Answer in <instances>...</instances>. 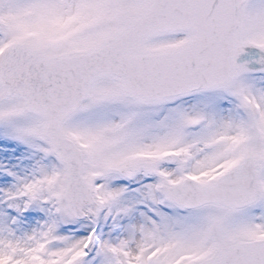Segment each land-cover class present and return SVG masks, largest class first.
<instances>
[{
  "label": "rangeland",
  "instance_id": "obj_1",
  "mask_svg": "<svg viewBox=\"0 0 264 264\" xmlns=\"http://www.w3.org/2000/svg\"><path fill=\"white\" fill-rule=\"evenodd\" d=\"M145 3L0 0V51L12 43L47 55L88 48ZM240 29L248 57L224 87L146 104L127 98L112 78L91 86L64 126L83 151V175L95 198L82 221L66 209L64 169L43 120L0 88V264H204L222 245L263 238L264 0L244 6ZM187 40L186 34L163 36L146 47L161 51ZM165 153L173 160L156 176L127 181L115 172ZM246 155L261 163L262 194L253 206L185 211L159 190L162 181L174 185L187 177L208 184Z\"/></svg>",
  "mask_w": 264,
  "mask_h": 264
},
{
  "label": "water",
  "instance_id": "obj_2",
  "mask_svg": "<svg viewBox=\"0 0 264 264\" xmlns=\"http://www.w3.org/2000/svg\"><path fill=\"white\" fill-rule=\"evenodd\" d=\"M246 1L149 0L142 11L125 17L120 30L89 51L46 58L16 44L5 52L0 86L44 119L46 136L66 167L64 200L73 217L82 219L83 208L93 199L82 177V153L64 136L62 126L77 111L90 84L113 76L127 96L145 102L226 84L242 56L238 20ZM171 32H188L191 39L161 53L143 48L147 38ZM159 163L135 162L131 172L124 168L118 172L126 178L141 170L154 173ZM258 168L256 159L246 158L210 185L185 179L172 187L162 185V190L169 201L185 209L209 204L238 209L259 197ZM206 264H264V240L225 246Z\"/></svg>",
  "mask_w": 264,
  "mask_h": 264
}]
</instances>
